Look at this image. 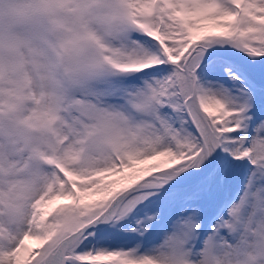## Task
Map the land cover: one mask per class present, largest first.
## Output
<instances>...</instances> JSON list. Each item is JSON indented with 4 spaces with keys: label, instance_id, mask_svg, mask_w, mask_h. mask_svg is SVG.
<instances>
[{
    "label": "snow or ice",
    "instance_id": "1",
    "mask_svg": "<svg viewBox=\"0 0 264 264\" xmlns=\"http://www.w3.org/2000/svg\"><path fill=\"white\" fill-rule=\"evenodd\" d=\"M6 2L0 264H264V0Z\"/></svg>",
    "mask_w": 264,
    "mask_h": 264
},
{
    "label": "clouds",
    "instance_id": "2",
    "mask_svg": "<svg viewBox=\"0 0 264 264\" xmlns=\"http://www.w3.org/2000/svg\"><path fill=\"white\" fill-rule=\"evenodd\" d=\"M25 7L24 0H11L10 3L6 2L4 5L5 16V31L8 32V20L9 18H15L19 12ZM16 25H12V34L15 35ZM3 61L6 65L11 66V73L6 77V82L10 81L11 84L19 90V94L23 96L25 88L28 87V75L31 74V84L43 87L44 75L42 72V63L36 58L34 51L28 49L21 51L19 48H12L9 50L4 48L2 53ZM43 94V93H41ZM28 105L21 103L20 109L23 111ZM10 123V118L6 116L5 127ZM235 264V262H233Z\"/></svg>",
    "mask_w": 264,
    "mask_h": 264
}]
</instances>
